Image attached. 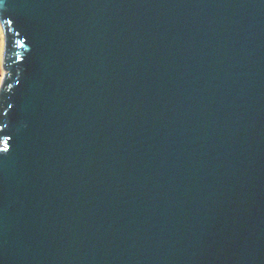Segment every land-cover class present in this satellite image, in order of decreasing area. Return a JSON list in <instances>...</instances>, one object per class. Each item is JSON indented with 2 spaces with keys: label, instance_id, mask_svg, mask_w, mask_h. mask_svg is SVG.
I'll list each match as a JSON object with an SVG mask.
<instances>
[{
  "label": "water",
  "instance_id": "95a60500",
  "mask_svg": "<svg viewBox=\"0 0 264 264\" xmlns=\"http://www.w3.org/2000/svg\"><path fill=\"white\" fill-rule=\"evenodd\" d=\"M0 22V264H264V0Z\"/></svg>",
  "mask_w": 264,
  "mask_h": 264
},
{
  "label": "flooded vegetation",
  "instance_id": "af4514ba",
  "mask_svg": "<svg viewBox=\"0 0 264 264\" xmlns=\"http://www.w3.org/2000/svg\"><path fill=\"white\" fill-rule=\"evenodd\" d=\"M4 51L2 53V55L0 54V90L1 87L3 85V80L5 79V75H6V70H5V62H4Z\"/></svg>",
  "mask_w": 264,
  "mask_h": 264
},
{
  "label": "rangeland",
  "instance_id": "374dc122",
  "mask_svg": "<svg viewBox=\"0 0 264 264\" xmlns=\"http://www.w3.org/2000/svg\"><path fill=\"white\" fill-rule=\"evenodd\" d=\"M3 51H4V31H3L2 24L0 22V54L1 55H2ZM6 72H7V70H6Z\"/></svg>",
  "mask_w": 264,
  "mask_h": 264
}]
</instances>
